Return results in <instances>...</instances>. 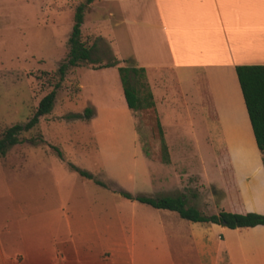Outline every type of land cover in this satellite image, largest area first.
<instances>
[{"label":"crops","instance_id":"0c3cea01","mask_svg":"<svg viewBox=\"0 0 264 264\" xmlns=\"http://www.w3.org/2000/svg\"><path fill=\"white\" fill-rule=\"evenodd\" d=\"M95 2L120 13L132 68L147 72L158 112L160 105L169 103L168 98L172 100L168 95L172 88L166 83L169 77L165 80L154 74L167 73L180 87L175 74L186 71L188 83L197 89L191 94L192 104L210 126L208 140H219L215 146L221 148V160L232 168L221 171V182L201 171L168 169L161 175L138 171L140 176H134L128 192L95 180L85 182L78 173L76 184L68 185L66 178L73 175L67 171L64 187L56 186L53 199L45 197L47 202H41L39 184L22 186L17 180L28 168L23 160L8 165V157L2 158V170H8L1 172L2 177L14 181L0 185L6 191L0 199V264L12 255L11 242L24 244L33 237H50L53 254L47 257L38 247L33 256L21 253L20 264H153V258L161 264H264V237L254 236L264 234L262 225L231 230L191 222L178 212L155 209L121 195H132L139 179L146 196L133 197L183 198L186 208L208 216L206 211L218 209L215 188L225 195L221 208L264 216L263 155L237 74L239 66L264 65V0ZM57 8L53 4L40 7L44 12ZM91 9L90 5L87 12ZM168 107L169 112L175 111L172 104ZM242 230L249 233L242 234Z\"/></svg>","mask_w":264,"mask_h":264},{"label":"rangeland","instance_id":"374dc122","mask_svg":"<svg viewBox=\"0 0 264 264\" xmlns=\"http://www.w3.org/2000/svg\"><path fill=\"white\" fill-rule=\"evenodd\" d=\"M95 1L91 11L87 12L90 5L86 7L82 25V41L90 49L91 60L68 68L61 80L59 68L68 59L76 10L86 0H0V139L10 128L26 125L40 101L56 90L51 112L41 117L33 129L20 133L19 143L8 148L4 157L0 155V185H12L14 181L10 176L2 177L1 172L8 171L2 170V158L6 157L8 165L23 160L28 168L17 180L22 186L39 184L41 202H47L45 197L53 199L56 186L64 187L68 174L65 172L73 175L66 178L68 185L76 184L77 169L90 173L92 180L127 192L132 190L130 183L134 176H140L136 174L138 171L149 170L157 175L168 169L201 171L215 175L221 182V171L232 167L221 160L224 159L221 148L215 146L219 140L212 137L208 140L210 126L202 121L197 106L192 104L195 98L191 94L197 89L188 83L186 71L175 74L181 80L180 87L175 77L154 74L165 76V80L169 77V84L166 83L172 88L168 94L172 100L168 98L167 105H160L159 112L157 108L130 110L119 72L120 67H134L125 26H120V13ZM50 4L56 5L57 10L40 9ZM111 63L116 66L99 69L100 65ZM146 73L131 74L132 83L143 99L151 92ZM171 104L175 111L169 112L167 108ZM159 123L167 154L163 150ZM136 180L132 195L146 196L144 185ZM214 190L218 209H210L205 214L232 212L230 207L221 208L225 195L219 189ZM5 193L0 187V199ZM242 231V234L249 233ZM254 236L264 237V234ZM33 238L24 244L11 242L12 255L3 264H20L18 256L24 252L33 256L38 247L47 257L53 254L50 237ZM153 264L161 263L153 258Z\"/></svg>","mask_w":264,"mask_h":264},{"label":"trees","instance_id":"16d2710c","mask_svg":"<svg viewBox=\"0 0 264 264\" xmlns=\"http://www.w3.org/2000/svg\"><path fill=\"white\" fill-rule=\"evenodd\" d=\"M95 0H86L85 4L80 5L76 10L75 23L69 38L70 52L68 59L59 68L61 80L64 79L67 69L70 67H77L82 62L91 60L90 49L82 41V25L84 23L85 9L91 5ZM116 63H111L105 66H99V69L115 67ZM122 85L124 89V96L128 108L134 112L143 111L145 109L155 110V104L151 92H148L146 98H141L138 90L134 87L131 74L134 76L145 75V69L137 68H119ZM237 74L254 130L258 149L263 155L264 162V65H250L237 67ZM59 87V85L57 86ZM56 99V90L47 94L39 103L35 115L30 121L22 126L16 125L5 133L4 137L0 139V155L4 157L8 148L19 143V134L24 131H30L40 121V118L49 114L52 110ZM90 114L91 111H88ZM159 133L163 142L164 153L167 154V148L163 141V130L159 123ZM230 169V168H229ZM77 172L82 177L94 179L90 173L85 171ZM98 185L106 186L100 181H95ZM121 195L131 201H138L143 204L152 206L155 209H167L178 212L183 219L196 223H212L221 225L231 230L241 228H255L257 226H264V216L256 213L237 214L230 212H220L218 215L204 216L199 211L193 208H186V203L183 198H146L133 197L127 192H121Z\"/></svg>","mask_w":264,"mask_h":264}]
</instances>
